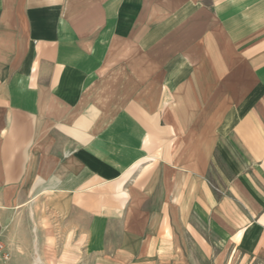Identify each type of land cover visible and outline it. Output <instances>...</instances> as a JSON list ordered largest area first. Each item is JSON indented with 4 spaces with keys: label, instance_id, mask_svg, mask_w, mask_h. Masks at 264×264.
Returning a JSON list of instances; mask_svg holds the SVG:
<instances>
[{
    "label": "crops",
    "instance_id": "crops-1",
    "mask_svg": "<svg viewBox=\"0 0 264 264\" xmlns=\"http://www.w3.org/2000/svg\"><path fill=\"white\" fill-rule=\"evenodd\" d=\"M43 223L113 264L211 235L264 264V0H0L3 238Z\"/></svg>",
    "mask_w": 264,
    "mask_h": 264
},
{
    "label": "rangeland",
    "instance_id": "rangeland-1",
    "mask_svg": "<svg viewBox=\"0 0 264 264\" xmlns=\"http://www.w3.org/2000/svg\"><path fill=\"white\" fill-rule=\"evenodd\" d=\"M32 216V213L29 212L22 218L31 221ZM45 232L49 240L46 245H43V241L39 247L18 246L16 243L7 245L10 259L5 264H113L108 262V256L106 257L104 254H90L87 256L85 254L82 255L79 248L64 247L60 243L54 245L52 237L54 233L48 223H43L39 226V229L35 227L32 230L33 234L37 233L40 236L42 235V237ZM211 236L207 240V242L210 241V246H205L202 242L199 244L196 239L186 237L177 251L174 250V253L164 257L165 261L163 259V261L154 262L153 264H251L249 262L244 263V257L232 251L229 246H226V241H220L219 237L215 235ZM32 254L40 257H49L50 262L38 261L33 263L19 257Z\"/></svg>",
    "mask_w": 264,
    "mask_h": 264
},
{
    "label": "built area",
    "instance_id": "built-area-1",
    "mask_svg": "<svg viewBox=\"0 0 264 264\" xmlns=\"http://www.w3.org/2000/svg\"><path fill=\"white\" fill-rule=\"evenodd\" d=\"M4 227L0 225V264H5L10 259L8 246L3 238Z\"/></svg>",
    "mask_w": 264,
    "mask_h": 264
}]
</instances>
